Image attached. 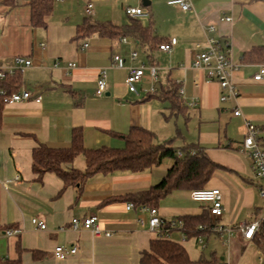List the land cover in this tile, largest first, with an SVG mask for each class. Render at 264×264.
I'll return each instance as SVG.
<instances>
[{"label":"crops","instance_id":"crops-1","mask_svg":"<svg viewBox=\"0 0 264 264\" xmlns=\"http://www.w3.org/2000/svg\"><path fill=\"white\" fill-rule=\"evenodd\" d=\"M81 1L85 13L86 4L92 2L93 14L99 18V5L110 0ZM112 1L120 4V0ZM150 1L146 11L149 15L144 16L148 21L138 19L145 26L152 22V31L162 39L177 38L171 52L151 50L132 36H126L127 42L100 34L74 39L77 27L87 16L83 20L76 16L71 22L72 0H55L59 4L48 17L47 27L32 25L28 0H16L11 7L0 0V63L11 64L17 55L30 57L33 65L22 72L19 90L27 88L41 96V101L32 98L6 103L2 108L0 227H23L24 231L17 236H0V258H21L22 264H139L142 252L150 249L156 234L149 228V213L141 206L128 209L131 201L120 197L159 183L171 167V159L142 172L97 174L80 188L65 186L54 172H46L38 179L32 163L33 150L41 144L69 147L75 128L82 129L84 146L94 149L122 148L125 142L120 135L141 126L152 130L159 143L174 136L178 147L196 143L218 164L206 187L220 189L223 213L220 217L209 214L210 225L231 230H206L199 235L202 242L195 236L183 240L180 228L169 231V237L181 242L192 259L204 255L205 241L214 238L227 246L228 256L223 260L228 264H242L248 248H254L263 264L260 256L264 251L256 238H245L237 226L251 222L264 211V201L260 202L263 197L256 193L259 179L250 157L241 148L245 119L264 124V74L261 79L254 78L264 61L248 56L264 46V1L192 0L190 10L170 4L169 0ZM121 3L124 7L130 5ZM131 6L144 7L142 0ZM63 9L68 11L66 18L61 16ZM55 13L62 19L59 27L50 23ZM223 15H231L233 21L221 20ZM108 20L118 25L129 23ZM210 25L216 27L210 35L230 46L237 98L222 101L219 83L208 81L203 70L192 66L195 44L205 45L204 27ZM132 50L138 52L135 59L130 57ZM115 54L126 59L124 67L113 65ZM70 63L76 67L70 68ZM151 64L161 67L157 82L151 76ZM131 65H145L137 93L129 91L125 83ZM103 68L107 71V89L98 95ZM170 81L184 89L183 109L179 112L169 100L150 95L152 87L159 93L160 87ZM235 108L243 115L235 116ZM64 167L84 169V155H77ZM207 205L193 200L190 190L176 189L157 207L165 219L173 220L202 214ZM91 214L98 216L102 228L112 231L111 236L95 237L88 229L70 227L72 218ZM33 217L44 220L47 228L35 227ZM140 219H144V225ZM59 244L77 246L78 251L58 259L54 249ZM35 251L40 253L35 256Z\"/></svg>","mask_w":264,"mask_h":264},{"label":"trees","instance_id":"trees-1","mask_svg":"<svg viewBox=\"0 0 264 264\" xmlns=\"http://www.w3.org/2000/svg\"><path fill=\"white\" fill-rule=\"evenodd\" d=\"M3 2L10 7L16 5V0H3ZM54 2L55 0H28L33 26H48V17L53 13ZM91 16L87 15L84 22L77 27L74 39H85L92 34L108 35L113 38L132 36L151 50L160 49L162 43L169 41L154 34L152 22L145 26L140 19L130 17L128 24L118 25L109 20H93ZM248 56L257 61H264V46L255 48L248 53ZM22 81V72L18 71L1 82L9 92H13L20 89ZM150 95H159L169 100L175 111L179 112L183 109L179 86L173 81H170L167 86L162 85L159 93L155 91ZM4 104L0 96V121ZM120 136L125 142L122 148L105 146L89 149L84 146L82 129L75 128L69 147L56 148L41 144L34 148L33 171L38 174V179H41L46 172H54L62 178L65 186L75 185L80 188L90 177L97 174L106 175L117 171L142 172L162 164L166 159H171L172 165L159 183L146 189L127 192L120 197V200L131 201L139 207L158 206L162 198L176 189L192 191L206 188V184L213 177L218 166L196 143L176 146L174 144L176 136L159 143L152 130L141 126L132 127L128 133ZM179 151L182 152L181 156L178 155ZM79 154L84 155L86 167L66 169L64 165L71 163ZM179 219L183 221L181 230L188 238L199 237L206 231L199 229V226L210 224L211 220L207 210L199 215H183ZM165 221L164 229L168 228L170 231L174 229L171 228V220L165 219ZM253 238H256L261 250L264 251V226ZM37 253L40 252L35 251V256ZM0 264H22V260L21 258H0ZM139 264L228 263L216 254L209 258L202 255L198 259H192L181 242L163 236L162 232L152 239L150 249L142 252Z\"/></svg>","mask_w":264,"mask_h":264},{"label":"built area","instance_id":"built-area-1","mask_svg":"<svg viewBox=\"0 0 264 264\" xmlns=\"http://www.w3.org/2000/svg\"><path fill=\"white\" fill-rule=\"evenodd\" d=\"M170 4H176L183 10H190L193 6L192 0H169ZM85 11L87 15L93 14V3L88 2L85 6ZM125 12L129 17L140 18L148 16L149 13L145 11L142 6H131L127 5L125 7ZM221 20L233 21L231 15H223ZM216 31L214 25L204 27V33L206 36V43L202 45L200 43L195 44L197 52L195 53L194 59L192 61V66L195 69L203 70L208 81H216L219 83L222 93L221 100L225 101L229 98H237L238 91L232 81L233 71L235 64L231 57V49L228 45H222L219 40L212 37L210 33ZM121 42H127V37H121ZM177 44V38H171L168 42L162 43L160 45V50L164 52H171L172 49ZM85 44L84 46H86ZM138 52L132 50L130 53L131 59H135ZM113 65L117 67H124L126 59L121 54H115L113 57ZM33 61L30 57L17 55L13 58V62L8 65H3L0 63V96L3 98V102H22L34 98L37 101H41V96L34 94L27 88H23L18 91L9 92L8 88L3 85L1 81L5 80L8 76L15 74L18 71L24 72L25 69L31 67ZM70 68H75V63L69 64ZM185 68L184 66H182ZM151 71V76L154 81H158L159 72L161 67L157 64H151L149 66ZM145 65L140 66H129L128 75L126 78V86L129 91L138 92V85L142 80L144 75ZM264 74V65L255 74V79H261ZM107 89V71L105 68L101 69L98 78V95H103ZM151 92H155V87L150 89ZM180 95L184 94V89L179 88ZM235 116L243 115L239 108H235L233 111ZM244 137L241 142V148L245 151L252 161L253 168L259 179L260 185L258 187L259 194L264 198V124H256L248 119L244 121ZM194 153V151H192ZM178 155H182L179 151ZM191 197L195 201L207 202V211L209 214L215 217H220L223 213V202L222 194L219 188H200L191 191ZM136 206L133 202H128L127 208L133 209ZM142 209L149 213L148 225L152 232L159 236L163 232V236L169 237V229H164L165 218L161 215L160 210L157 206H141ZM141 224H145L144 219L139 220ZM32 224L39 229H46L47 224L44 220L37 217L31 219ZM183 226V221L179 218L171 220V228H180ZM264 226V211L260 213L251 222L240 223L237 228L241 231L245 238L252 239L257 232ZM70 227L72 229L78 230L80 228L88 229L92 232L95 237L111 236L112 231L106 230L101 227L99 223V218L96 214H91L85 218L74 217L71 219ZM199 229L202 230H214L216 232H223L225 230L230 231V228H226L222 225L212 226L210 224L200 225ZM24 231L23 227H0V236H17ZM187 238L186 234L183 232L182 239ZM202 242V238H198ZM78 251L77 246H67L59 244L54 249L55 257L58 259H65L69 255L75 254ZM261 263L264 264V255L260 256Z\"/></svg>","mask_w":264,"mask_h":264},{"label":"rangeland","instance_id":"rangeland-1","mask_svg":"<svg viewBox=\"0 0 264 264\" xmlns=\"http://www.w3.org/2000/svg\"><path fill=\"white\" fill-rule=\"evenodd\" d=\"M121 1H123V3L125 4H130V5H134L136 2L137 4H140L141 0H120V4L116 3L115 1L110 0L108 3H104V4H100V9L101 14L99 15V18H97L98 16H95V14H92L91 18L93 20H97V19H103V20H113L116 23L119 24H123L125 22H129L130 21V17L127 15V13L125 12V7L123 6V4L121 3ZM56 4L58 5L59 2H54V8L56 6ZM72 8H73V12L69 13L70 16V20L71 22H73V18H75L76 16L81 17V19L83 20L84 15L87 16V14L83 11V4L81 0H72L71 2ZM156 6V5H155ZM145 9V11L148 10V7H143ZM64 11L61 12V16L63 17H67L68 15V11H66V9H63ZM61 18H58V16L53 15V17L51 18V25L52 26H57L59 27V21H61ZM144 22L148 21V17L143 19ZM69 24V23H68ZM181 129L183 130V126L181 124ZM188 126H186L184 124V129H187ZM179 139H177L178 141ZM256 193L259 196V189H256ZM260 197V196H259ZM261 198L260 202L263 203L264 199ZM259 202V200H258ZM207 247L205 249H202V253L206 256V257H211L213 254H216L217 256H219L221 259H223V257L228 256V250H227V246H225L224 244L221 243V241H216L214 238L212 239V241H205ZM245 255L242 257L241 262L242 264H260L259 260H258V255L256 254V251L254 250V248H248L247 250H245ZM225 260V259H224Z\"/></svg>","mask_w":264,"mask_h":264},{"label":"water","instance_id":"water-1","mask_svg":"<svg viewBox=\"0 0 264 264\" xmlns=\"http://www.w3.org/2000/svg\"><path fill=\"white\" fill-rule=\"evenodd\" d=\"M142 3L145 7H148L151 4L150 0H142Z\"/></svg>","mask_w":264,"mask_h":264}]
</instances>
